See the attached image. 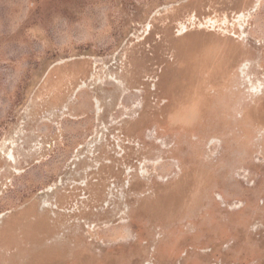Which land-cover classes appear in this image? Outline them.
I'll return each instance as SVG.
<instances>
[{"label": "rangeland", "instance_id": "obj_1", "mask_svg": "<svg viewBox=\"0 0 264 264\" xmlns=\"http://www.w3.org/2000/svg\"><path fill=\"white\" fill-rule=\"evenodd\" d=\"M0 264H264V0H0Z\"/></svg>", "mask_w": 264, "mask_h": 264}, {"label": "bare ground", "instance_id": "obj_2", "mask_svg": "<svg viewBox=\"0 0 264 264\" xmlns=\"http://www.w3.org/2000/svg\"><path fill=\"white\" fill-rule=\"evenodd\" d=\"M183 28H184V26H183Z\"/></svg>", "mask_w": 264, "mask_h": 264}]
</instances>
